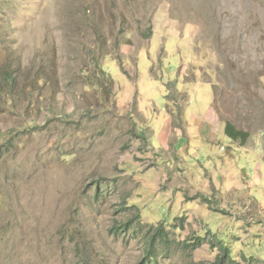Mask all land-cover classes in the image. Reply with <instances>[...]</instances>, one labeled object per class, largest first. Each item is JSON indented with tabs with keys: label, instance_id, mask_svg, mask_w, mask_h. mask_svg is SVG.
Returning a JSON list of instances; mask_svg holds the SVG:
<instances>
[{
	"label": "rangeland",
	"instance_id": "obj_1",
	"mask_svg": "<svg viewBox=\"0 0 264 264\" xmlns=\"http://www.w3.org/2000/svg\"><path fill=\"white\" fill-rule=\"evenodd\" d=\"M0 85V264H264V0H0Z\"/></svg>",
	"mask_w": 264,
	"mask_h": 264
},
{
	"label": "trees",
	"instance_id": "obj_2",
	"mask_svg": "<svg viewBox=\"0 0 264 264\" xmlns=\"http://www.w3.org/2000/svg\"><path fill=\"white\" fill-rule=\"evenodd\" d=\"M2 80L4 83H6V85L8 86V89H11V92L13 91L14 87H15V76L13 75L12 72L6 71L3 76H2ZM0 87H2L0 85ZM9 95L7 97L11 98L12 97V93H8ZM225 134L227 135V137L229 139H231L233 142L235 143H240L241 146H245L248 142V140L251 137V134L247 131H243L238 129L233 123L231 122H226L225 124ZM138 136H143L141 134H138ZM137 218L139 220L140 216L139 213L137 215ZM180 221H182V219H180ZM134 222H125L124 224H121L120 227H115V230H123V229H129L133 226ZM138 224L140 226H142L143 224L141 222H138ZM137 227V226H136ZM157 231L155 232H151L149 235V240L146 244V247H148L149 249L147 250V259H146V263L144 264H156L157 263V258L155 257V255L153 254L154 250H155V246L156 243H164L166 244V246L171 242L168 236V232H166L164 230V227L161 228H157ZM194 243L192 244V248L198 247L200 245L203 244V242L206 240V237H201L198 236L196 238L193 239ZM213 246L217 247L220 251H221V255H219L217 257V260L214 264H223V262H226L228 260H230L231 262H234V259L231 256V249L228 245H226L225 243L222 242V240L220 239H213ZM188 245V244H187ZM150 250V252H149Z\"/></svg>",
	"mask_w": 264,
	"mask_h": 264
}]
</instances>
